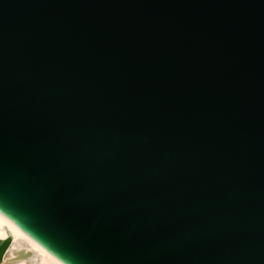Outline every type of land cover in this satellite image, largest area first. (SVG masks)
Wrapping results in <instances>:
<instances>
[{"label":"water","instance_id":"obj_1","mask_svg":"<svg viewBox=\"0 0 264 264\" xmlns=\"http://www.w3.org/2000/svg\"><path fill=\"white\" fill-rule=\"evenodd\" d=\"M0 215L62 264H264V0H0Z\"/></svg>","mask_w":264,"mask_h":264},{"label":"bare ground","instance_id":"obj_2","mask_svg":"<svg viewBox=\"0 0 264 264\" xmlns=\"http://www.w3.org/2000/svg\"><path fill=\"white\" fill-rule=\"evenodd\" d=\"M9 236L12 244L2 264H62L0 215V240Z\"/></svg>","mask_w":264,"mask_h":264},{"label":"snow or ice","instance_id":"obj_3","mask_svg":"<svg viewBox=\"0 0 264 264\" xmlns=\"http://www.w3.org/2000/svg\"><path fill=\"white\" fill-rule=\"evenodd\" d=\"M4 239H6V237H4Z\"/></svg>","mask_w":264,"mask_h":264}]
</instances>
